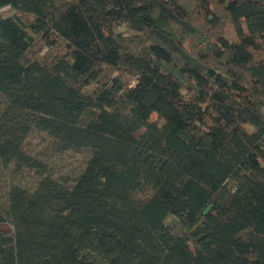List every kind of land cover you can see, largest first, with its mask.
I'll return each mask as SVG.
<instances>
[{
	"label": "trees",
	"instance_id": "obj_1",
	"mask_svg": "<svg viewBox=\"0 0 264 264\" xmlns=\"http://www.w3.org/2000/svg\"><path fill=\"white\" fill-rule=\"evenodd\" d=\"M0 168V264H264V0H0Z\"/></svg>",
	"mask_w": 264,
	"mask_h": 264
},
{
	"label": "rangeland",
	"instance_id": "obj_2",
	"mask_svg": "<svg viewBox=\"0 0 264 264\" xmlns=\"http://www.w3.org/2000/svg\"><path fill=\"white\" fill-rule=\"evenodd\" d=\"M225 37L228 41H234L235 35L231 27L226 29ZM25 149L28 153L42 159L55 174V177L73 178L79 174L87 160L85 152H60L54 143L46 136L36 133L29 136ZM37 182V176L32 172H24L19 176H12L9 169L0 168V192L5 193L7 187L17 185L32 190ZM8 224H0V232L6 231Z\"/></svg>",
	"mask_w": 264,
	"mask_h": 264
},
{
	"label": "crops",
	"instance_id": "obj_3",
	"mask_svg": "<svg viewBox=\"0 0 264 264\" xmlns=\"http://www.w3.org/2000/svg\"><path fill=\"white\" fill-rule=\"evenodd\" d=\"M12 231V228L10 225H7L6 227V231H2V232H11Z\"/></svg>",
	"mask_w": 264,
	"mask_h": 264
}]
</instances>
